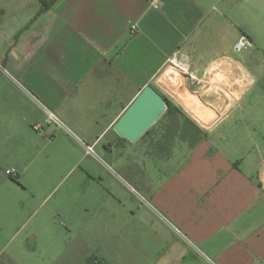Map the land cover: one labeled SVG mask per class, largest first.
<instances>
[{"label": "crops", "instance_id": "1", "mask_svg": "<svg viewBox=\"0 0 264 264\" xmlns=\"http://www.w3.org/2000/svg\"><path fill=\"white\" fill-rule=\"evenodd\" d=\"M175 52L186 75L166 71ZM147 85L204 138L156 151L117 136ZM64 140L73 168L82 140L138 189L55 209L49 149ZM0 264H264V0H0Z\"/></svg>", "mask_w": 264, "mask_h": 264}, {"label": "rangeland", "instance_id": "2", "mask_svg": "<svg viewBox=\"0 0 264 264\" xmlns=\"http://www.w3.org/2000/svg\"><path fill=\"white\" fill-rule=\"evenodd\" d=\"M168 70L174 75H180L172 68H168L166 71ZM169 84L170 86H173L174 81H170ZM165 122H167V119L165 118L158 120L157 123L149 129V132L143 136L144 139L142 138V141H148L146 142L148 144V148L156 151H163L166 150L164 148L166 138L171 135L172 137L169 138V142L172 138L174 140L175 133H173L171 129L166 128ZM55 126L59 128L58 125ZM61 127L63 128V126ZM202 138H204V134L202 135ZM81 141L78 143L80 144L82 150L86 152V143ZM166 145L168 147L169 143L167 142ZM59 149L61 151L63 150V153L58 151ZM49 150L52 154V158L48 162L49 168L47 173L48 186L49 189L52 190L49 204L54 205L56 207L55 209L59 207L61 208L63 203L65 205L69 204L72 206L75 202H80V199L76 194L78 190L82 189L88 190L104 187L110 192L111 190L118 189L122 190V192L124 190L127 194L130 186L138 189L137 185L130 178H128L125 173H123L126 170L122 172L119 168L120 165L113 163L111 161V156L106 152H102L100 148H94L92 153H87L88 156L86 155V157L80 160L74 168L73 166L75 161L80 158V154H78L77 149L73 144L64 140L61 142V146L54 145ZM170 153L171 149L169 151V154ZM91 175L94 179L89 177ZM69 191L74 192V194L67 196V192ZM128 196L130 195L128 194ZM93 198V195L85 198L83 197L85 202L89 204L90 207L92 203H94ZM84 200L82 201L85 204ZM103 200L104 202L102 204L105 207V204H108L109 202H105L108 201L106 198H103ZM42 213L43 210L39 211L38 214L41 216ZM55 222L56 230L63 229L62 223H65L63 216H56ZM31 225L32 223L30 221V224L24 229V233L31 227ZM87 236L89 238L88 233Z\"/></svg>", "mask_w": 264, "mask_h": 264}, {"label": "water", "instance_id": "3", "mask_svg": "<svg viewBox=\"0 0 264 264\" xmlns=\"http://www.w3.org/2000/svg\"><path fill=\"white\" fill-rule=\"evenodd\" d=\"M167 110V100L153 86H145L113 126L114 133L137 142Z\"/></svg>", "mask_w": 264, "mask_h": 264}, {"label": "built area", "instance_id": "4", "mask_svg": "<svg viewBox=\"0 0 264 264\" xmlns=\"http://www.w3.org/2000/svg\"><path fill=\"white\" fill-rule=\"evenodd\" d=\"M153 7H155V6H153ZM137 32H138V25L132 24L129 28V31H128L129 35L134 36ZM249 46H250L249 41L244 36H241L238 39V41L235 43L233 49L235 52H240ZM167 64H168L169 68H172L174 71H176L179 74L186 75L188 73L187 62H186V60L181 58V56H179L178 52L173 53L168 58ZM44 111H45V113H44L45 114L44 125L54 124V125H58L59 127L62 126L60 121L58 120V118L55 116V114L53 112H51L47 109H45ZM40 128H41L40 125L34 126L35 131H39ZM86 152L92 153L93 147L86 145ZM5 173L7 176H10L11 174H13V171L7 170V171H5Z\"/></svg>", "mask_w": 264, "mask_h": 264}, {"label": "trees", "instance_id": "5", "mask_svg": "<svg viewBox=\"0 0 264 264\" xmlns=\"http://www.w3.org/2000/svg\"><path fill=\"white\" fill-rule=\"evenodd\" d=\"M44 5L45 7L42 8L40 12H44L49 7L46 4ZM179 116L180 112L173 106V104L167 101V110L161 117V119H167L168 125L166 128L171 129L172 132L176 133L183 141H187L189 146H194L202 139L203 134L188 119H184L181 122ZM148 132L149 130L147 133Z\"/></svg>", "mask_w": 264, "mask_h": 264}, {"label": "bare ground", "instance_id": "6", "mask_svg": "<svg viewBox=\"0 0 264 264\" xmlns=\"http://www.w3.org/2000/svg\"><path fill=\"white\" fill-rule=\"evenodd\" d=\"M170 74V73H169ZM172 75V74H171ZM167 79H168V75L167 76H164L163 78H162V80L166 83L167 82ZM171 79V78H170Z\"/></svg>", "mask_w": 264, "mask_h": 264}]
</instances>
